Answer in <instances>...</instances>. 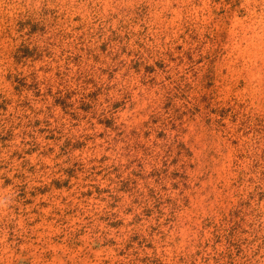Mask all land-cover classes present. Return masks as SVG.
I'll return each mask as SVG.
<instances>
[{"label":"rangeland","instance_id":"1","mask_svg":"<svg viewBox=\"0 0 264 264\" xmlns=\"http://www.w3.org/2000/svg\"><path fill=\"white\" fill-rule=\"evenodd\" d=\"M0 264H264V0H0Z\"/></svg>","mask_w":264,"mask_h":264}]
</instances>
